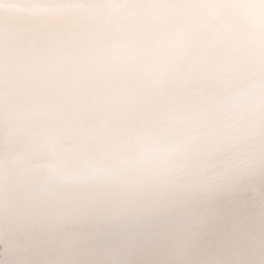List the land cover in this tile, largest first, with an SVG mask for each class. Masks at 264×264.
<instances>
[{"label": "snow or ice", "instance_id": "obj_1", "mask_svg": "<svg viewBox=\"0 0 264 264\" xmlns=\"http://www.w3.org/2000/svg\"><path fill=\"white\" fill-rule=\"evenodd\" d=\"M0 264H264V0H0Z\"/></svg>", "mask_w": 264, "mask_h": 264}]
</instances>
